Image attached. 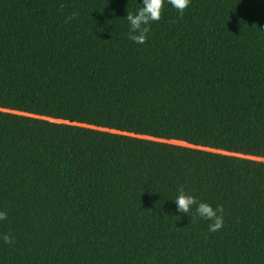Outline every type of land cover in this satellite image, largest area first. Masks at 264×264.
Listing matches in <instances>:
<instances>
[{
    "label": "trees",
    "instance_id": "obj_1",
    "mask_svg": "<svg viewBox=\"0 0 264 264\" xmlns=\"http://www.w3.org/2000/svg\"><path fill=\"white\" fill-rule=\"evenodd\" d=\"M141 6L0 0V264H264V0Z\"/></svg>",
    "mask_w": 264,
    "mask_h": 264
},
{
    "label": "clouds",
    "instance_id": "obj_2",
    "mask_svg": "<svg viewBox=\"0 0 264 264\" xmlns=\"http://www.w3.org/2000/svg\"><path fill=\"white\" fill-rule=\"evenodd\" d=\"M167 3L179 13L180 17L183 16L185 10L190 4V0H167ZM64 4L59 5V10H63ZM165 7V0H142V6L138 11L133 14L131 11H127L125 16L128 25L129 33L128 39L136 44H144L148 40V35L151 31L150 26L160 21L162 13ZM78 16L77 12H72L65 20L69 22ZM175 22V21H172ZM176 205V210L181 214H188L192 207L196 206L195 215L204 219L211 221L209 224L210 232L219 231L224 224L223 212L224 209L221 205H217L213 208L210 204L206 202H199L197 199L190 194H187L184 190L183 185L178 188V195L174 200H172ZM7 214L4 211H0V220H6ZM4 243L11 245L14 243V238L10 233H5L0 237Z\"/></svg>",
    "mask_w": 264,
    "mask_h": 264
},
{
    "label": "rangeland",
    "instance_id": "obj_3",
    "mask_svg": "<svg viewBox=\"0 0 264 264\" xmlns=\"http://www.w3.org/2000/svg\"><path fill=\"white\" fill-rule=\"evenodd\" d=\"M49 121L50 122H55V123H61V122L54 121V120H49ZM146 139H148V138H146ZM173 144H177V143H173ZM179 145H181V144H179ZM232 156H236V157L243 158V159H246V160H251V161H256V162H263L264 163V159H261V158H252V157H248V156L244 157V156H239V155H232Z\"/></svg>",
    "mask_w": 264,
    "mask_h": 264
}]
</instances>
